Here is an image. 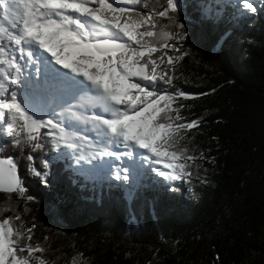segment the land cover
Returning a JSON list of instances; mask_svg holds the SVG:
<instances>
[{"label": "trees", "instance_id": "trees-1", "mask_svg": "<svg viewBox=\"0 0 264 264\" xmlns=\"http://www.w3.org/2000/svg\"><path fill=\"white\" fill-rule=\"evenodd\" d=\"M145 2L160 8L166 0ZM177 2L176 23H159L183 32L171 41L179 52H169L182 58L169 72L172 86L160 87L195 94L176 102L187 105V120H201L185 141L204 157L191 177L90 182L51 137L33 151L0 134V158L14 159L26 189L0 191V218L19 213L25 227L35 224L32 243L47 264H264V0L254 14L236 0ZM30 164L48 173L47 184Z\"/></svg>", "mask_w": 264, "mask_h": 264}, {"label": "snow or ice", "instance_id": "snow-or-ice-1", "mask_svg": "<svg viewBox=\"0 0 264 264\" xmlns=\"http://www.w3.org/2000/svg\"><path fill=\"white\" fill-rule=\"evenodd\" d=\"M236 2L245 14L257 12L255 0ZM178 6L177 0L160 8L145 0H0V134L33 151L44 147L39 141L46 135L57 149L63 145L109 172L127 158L133 163L114 164L118 181L136 180V155L163 181L191 177V165L204 157L190 154L185 141L201 120H187L181 114L187 105L176 102L195 94L160 87L173 84L169 72L182 55H169L179 52L171 41L183 32L159 21L176 23L170 13ZM86 90L87 106L98 109L91 116L68 103ZM81 124L91 125L94 136L81 135ZM43 165L50 167L48 160ZM29 170L48 183L46 171L32 164ZM0 191L26 192L11 156L0 158ZM34 228L19 213L0 218V264H47L44 248L32 243Z\"/></svg>", "mask_w": 264, "mask_h": 264}, {"label": "rangeland", "instance_id": "rangeland-1", "mask_svg": "<svg viewBox=\"0 0 264 264\" xmlns=\"http://www.w3.org/2000/svg\"><path fill=\"white\" fill-rule=\"evenodd\" d=\"M72 104H73V101H72ZM73 109H74L73 111H77L76 108H73ZM57 111L59 112L60 109H57ZM79 127H81V125ZM86 135H91V134L89 132H87ZM71 153L73 154V157L76 159V161H74V162L77 164V166L79 165V163L84 162V160H78L80 153H73L72 150H71ZM145 163H148V162L146 161ZM84 165L87 166V164H85V163H84Z\"/></svg>", "mask_w": 264, "mask_h": 264}, {"label": "bare ground", "instance_id": "bare-ground-1", "mask_svg": "<svg viewBox=\"0 0 264 264\" xmlns=\"http://www.w3.org/2000/svg\"><path fill=\"white\" fill-rule=\"evenodd\" d=\"M89 93H90V95L92 94L90 91H89ZM70 100V101H69ZM68 100V102H69V104H71V105H74V104H72V101H73V99H69ZM85 108H87V105H86V103H85V106H84ZM75 108V107H74ZM74 110V109H73ZM76 112H78V110H83V109H80V108H76ZM91 110L93 111L94 110V108H91Z\"/></svg>", "mask_w": 264, "mask_h": 264}]
</instances>
